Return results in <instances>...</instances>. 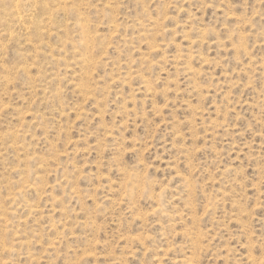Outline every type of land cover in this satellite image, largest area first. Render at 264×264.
<instances>
[{"label": "rangeland", "instance_id": "obj_1", "mask_svg": "<svg viewBox=\"0 0 264 264\" xmlns=\"http://www.w3.org/2000/svg\"><path fill=\"white\" fill-rule=\"evenodd\" d=\"M0 264H264V0H0Z\"/></svg>", "mask_w": 264, "mask_h": 264}]
</instances>
